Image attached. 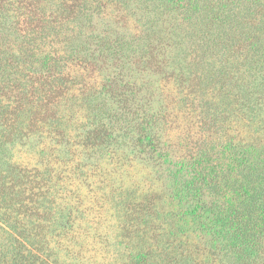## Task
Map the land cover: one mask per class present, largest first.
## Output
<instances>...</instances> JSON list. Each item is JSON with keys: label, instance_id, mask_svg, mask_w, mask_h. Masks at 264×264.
<instances>
[{"label": "trees", "instance_id": "1", "mask_svg": "<svg viewBox=\"0 0 264 264\" xmlns=\"http://www.w3.org/2000/svg\"><path fill=\"white\" fill-rule=\"evenodd\" d=\"M129 155L162 193L116 198L122 251L86 258L72 184ZM0 264H264V0H0Z\"/></svg>", "mask_w": 264, "mask_h": 264}, {"label": "rangeland", "instance_id": "2", "mask_svg": "<svg viewBox=\"0 0 264 264\" xmlns=\"http://www.w3.org/2000/svg\"><path fill=\"white\" fill-rule=\"evenodd\" d=\"M129 25L130 23H128ZM145 79L156 81V77H145ZM167 89L168 102L172 99L178 104V89L174 86H168ZM173 108H175V111L171 112L172 116L167 124V139L177 147V152H191L196 148L195 140L201 137L200 129L197 127L196 120L192 119L189 122V116H183V113H181L184 111L178 112L176 104ZM241 135L246 137V133L243 135V130H241ZM40 145L42 146L37 138L17 145L14 150L15 160L23 166L31 168L41 166ZM103 161L98 162V170H92L90 167L84 168L91 179L85 181V185L81 186L80 190L76 189V184H72V189L75 192L73 195L80 199V207L85 208V210L83 208L82 210L85 218H87L86 222L83 221L86 227H81L75 233L77 238L82 235L78 239L77 248L86 252V258L93 257L91 252H99L102 255L107 250L122 251L118 241L120 238L117 236L121 231V226L115 214L116 198L120 197L122 193L127 194L128 192L137 200L141 198L142 194L149 196L154 193H162L161 171L150 163H144L139 158H135L134 155H129L124 160L106 158ZM72 162L66 166H59L56 169L60 172L58 176L64 178L73 173L74 164ZM78 165L85 166V163L79 162ZM106 177V181H103ZM92 233L100 235L101 241L99 244L98 241L95 244L93 243ZM84 236L85 239H83ZM86 239L88 240L86 241Z\"/></svg>", "mask_w": 264, "mask_h": 264}]
</instances>
